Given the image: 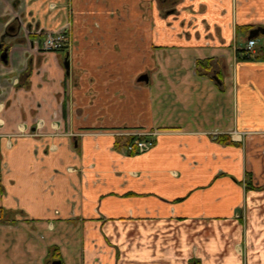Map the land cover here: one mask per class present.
<instances>
[{
	"label": "crops",
	"instance_id": "1",
	"mask_svg": "<svg viewBox=\"0 0 264 264\" xmlns=\"http://www.w3.org/2000/svg\"><path fill=\"white\" fill-rule=\"evenodd\" d=\"M57 261L264 264V0H0V264Z\"/></svg>",
	"mask_w": 264,
	"mask_h": 264
},
{
	"label": "built area",
	"instance_id": "2",
	"mask_svg": "<svg viewBox=\"0 0 264 264\" xmlns=\"http://www.w3.org/2000/svg\"><path fill=\"white\" fill-rule=\"evenodd\" d=\"M72 44L71 35L67 29H63L57 32L46 31L43 33L41 47L44 51H60L65 48H70ZM255 46L253 39L247 42V51L251 52ZM242 133H232V135L241 136ZM115 136H123L128 139L125 145V152L131 155H140L148 152L154 146L153 137L157 135V132H116Z\"/></svg>",
	"mask_w": 264,
	"mask_h": 264
},
{
	"label": "water",
	"instance_id": "3",
	"mask_svg": "<svg viewBox=\"0 0 264 264\" xmlns=\"http://www.w3.org/2000/svg\"><path fill=\"white\" fill-rule=\"evenodd\" d=\"M1 60L5 63L7 60V53L6 50L3 52L2 56H1ZM65 68L68 70V61L66 60L64 63ZM53 264H61L59 261L54 262Z\"/></svg>",
	"mask_w": 264,
	"mask_h": 264
},
{
	"label": "rangeland",
	"instance_id": "4",
	"mask_svg": "<svg viewBox=\"0 0 264 264\" xmlns=\"http://www.w3.org/2000/svg\"><path fill=\"white\" fill-rule=\"evenodd\" d=\"M250 132H246L245 134L243 133L240 138L244 139L246 136H248ZM232 136H235L234 134Z\"/></svg>",
	"mask_w": 264,
	"mask_h": 264
}]
</instances>
